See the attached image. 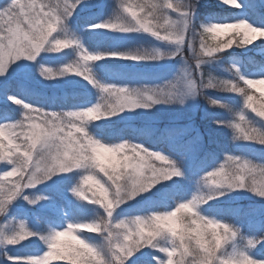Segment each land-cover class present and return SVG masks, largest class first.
Here are the masks:
<instances>
[{"label": "snow or ice", "instance_id": "snow-or-ice-1", "mask_svg": "<svg viewBox=\"0 0 264 264\" xmlns=\"http://www.w3.org/2000/svg\"><path fill=\"white\" fill-rule=\"evenodd\" d=\"M209 7L0 3V99L20 110L0 113V264H264V0ZM32 68L48 81L78 77L85 93L66 109L31 103L16 78ZM201 96L230 117L211 116L231 130L219 151L204 150L194 125L115 138L113 117ZM229 199L259 207L232 208L233 222Z\"/></svg>", "mask_w": 264, "mask_h": 264}, {"label": "trees", "instance_id": "trees-1", "mask_svg": "<svg viewBox=\"0 0 264 264\" xmlns=\"http://www.w3.org/2000/svg\"><path fill=\"white\" fill-rule=\"evenodd\" d=\"M4 2V1H3ZM2 2V3H3ZM118 0H110V3L115 4ZM205 3L210 5L208 9H203L202 11H212L215 8V0H205ZM86 15V13L84 14ZM108 15H110V12L106 10V16L105 18H108ZM78 20L82 21L80 17H77ZM264 43V42H259ZM258 43V44H259ZM241 58L243 57V54L247 52V49L241 50L236 49L235 50ZM256 60H262L263 57L255 55ZM227 64H225V67ZM110 71L112 72H120L122 69H120L118 66H110ZM216 74V73H213ZM36 82L31 83H22V90H26L27 92V99L31 103H38L46 108H52L59 110L60 108H69L73 104H76L80 101L82 96L85 93L84 87L78 83L79 78L76 77L74 82L72 83L71 80L68 77L65 78H57L56 80H45L39 78H36ZM86 83V82H85ZM91 87L90 85L88 86ZM210 95L212 96H218V95H224L221 93L211 92ZM257 96H259V93H256ZM97 95L95 93V90L92 92V100L93 103L96 102ZM0 104L8 103L10 105L12 104L10 101L6 100H0ZM202 102L204 106L206 107L207 111L205 112V115L198 118V123L196 127L200 129L202 133L205 135V151H219L220 147H223L227 142L231 139V130L230 129H215L211 123V116L214 113H219L224 118H230L229 114L226 111L213 109L207 101H205L202 98ZM254 115V114H252ZM96 124H104L105 121H98L94 122ZM111 123L113 125V128L118 133V136L115 138H119L122 136L123 138H140L144 137L147 139H154L156 136H158L165 128L172 126V125H165V124H151L142 120H134L131 118H126L124 114H121L120 117H113L111 120ZM180 126V125H176ZM211 133L212 136L217 140V144L208 143V134ZM161 149L167 148L168 145L161 144ZM222 162V161H221ZM50 190L52 189L50 187H41L40 193L46 194L42 190ZM53 192V191H52ZM53 196V194H46ZM224 207L226 209L224 213V217L227 220L235 221L237 217L231 212L232 208H235L237 211H240L241 209H248L253 207H259V204L253 201L246 202L245 200L238 199L233 200L229 199L228 201L224 202ZM25 245H27V241L25 242Z\"/></svg>", "mask_w": 264, "mask_h": 264}, {"label": "rangeland", "instance_id": "rangeland-1", "mask_svg": "<svg viewBox=\"0 0 264 264\" xmlns=\"http://www.w3.org/2000/svg\"><path fill=\"white\" fill-rule=\"evenodd\" d=\"M3 1L4 0H0V3H2ZM74 22L77 24L83 23V21L78 20L77 17L74 18ZM252 47L254 48L255 45H253ZM257 55L263 57L264 59V55H260V54ZM49 62L53 68H56L58 65V61L54 58V55L50 58ZM177 67H179V65H177ZM36 78H39V80L44 79L39 75L37 69L32 68L29 69L26 73H23L19 77H17L16 83L21 85L22 83L26 84V83L36 82L37 81ZM68 78L71 80L72 83L76 79V77H68ZM206 111L207 109L202 102V98L197 97L195 101L190 100L186 102L184 106H180L178 104L172 106H157L155 109L151 110V112L148 115H137L136 113H124V116L126 118H131L134 120H142L151 124L196 126L198 123V118L205 115ZM3 112H7L13 119H18L20 117V110L17 108V106L10 105L6 102L5 104H0V113ZM42 191L45 192L46 194H53L54 196L56 195L55 192H52L50 190L43 189ZM242 200H245L246 202L253 201L250 199H242Z\"/></svg>", "mask_w": 264, "mask_h": 264}, {"label": "clouds", "instance_id": "clouds-1", "mask_svg": "<svg viewBox=\"0 0 264 264\" xmlns=\"http://www.w3.org/2000/svg\"><path fill=\"white\" fill-rule=\"evenodd\" d=\"M201 98H203L205 101H207V99L205 97L201 96ZM180 106H184V105H180Z\"/></svg>", "mask_w": 264, "mask_h": 264}]
</instances>
